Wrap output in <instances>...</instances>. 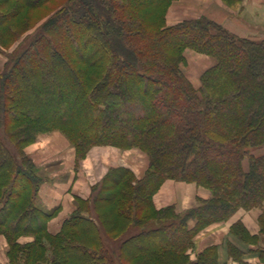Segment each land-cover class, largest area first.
I'll list each match as a JSON object with an SVG mask.
<instances>
[{
  "label": "trees",
  "instance_id": "trees-1",
  "mask_svg": "<svg viewBox=\"0 0 264 264\" xmlns=\"http://www.w3.org/2000/svg\"><path fill=\"white\" fill-rule=\"evenodd\" d=\"M172 1L0 0V54L9 51L0 70L8 264H224L216 246L191 259L195 235L264 203V153L252 152L264 146V38L206 17L167 25ZM243 1L222 0L232 9ZM186 49L213 61L198 87L181 69ZM51 131L74 147L75 168L98 145L137 148L147 167L140 177L109 167L51 233L57 209L39 202L45 177L25 152ZM167 179L210 196L183 212L156 208L153 195ZM230 231L253 239L240 221ZM228 252L241 254L230 243Z\"/></svg>",
  "mask_w": 264,
  "mask_h": 264
},
{
  "label": "crops",
  "instance_id": "crops-1",
  "mask_svg": "<svg viewBox=\"0 0 264 264\" xmlns=\"http://www.w3.org/2000/svg\"><path fill=\"white\" fill-rule=\"evenodd\" d=\"M189 1H193L194 4L191 6ZM202 15L220 23L237 36L257 38L253 35H259L260 32L264 35V0H244L239 10L225 6L221 0H177L167 11L166 23L171 25L183 19ZM198 58L203 60L198 67H206L211 63L206 55H200ZM190 80L196 85L195 81ZM59 134L61 133L57 131L40 134L37 142L25 148L26 152L33 147L39 149V155L37 152V157H31L39 168L43 163H50L51 167H54L45 173L46 177L37 192V198L45 209H57L56 214L47 223V229L51 233H56L60 229L63 220L75 208L74 196L88 198L91 185L98 182L109 167H128L137 177L139 176L133 161L122 162L121 158L120 162L114 161L119 157V151L111 146L92 147L75 168L74 148L68 141L64 143ZM57 142L62 145H57ZM146 167L147 162L141 175ZM209 196V190L204 187L167 179L153 196V203L157 208L172 205L177 212H183L197 203L196 198L206 199ZM236 221L244 225L253 239L244 241L231 233L230 226ZM193 224L194 220L188 221L189 226ZM29 240L31 237L28 236L20 238L21 242ZM228 243L241 250L239 257H231ZM208 246L217 247V259L220 263L264 264V203L247 210L239 208L227 220L214 222L197 232L190 257L194 259L196 253ZM6 249L5 237L0 235V264H8Z\"/></svg>",
  "mask_w": 264,
  "mask_h": 264
},
{
  "label": "rangeland",
  "instance_id": "rangeland-1",
  "mask_svg": "<svg viewBox=\"0 0 264 264\" xmlns=\"http://www.w3.org/2000/svg\"><path fill=\"white\" fill-rule=\"evenodd\" d=\"M175 1H177V0H173L172 2H171V4L173 3V2H175ZM222 1V0H221ZM189 3L191 4V6H192V4H194L193 3V1H189ZM223 3V2H222ZM171 4L169 5V7L171 6ZM200 4H202V3H200ZM224 4V3H223ZM225 5V4H224ZM225 6H227V5H225ZM169 7H168V9H169ZM228 7V6H227ZM241 8V7H240ZM239 8V9H240ZM168 9H167V11H168ZM239 9H236V10H239ZM47 11V9L46 10H44V12L42 11H38V12H40V15H43L45 12ZM166 14H167V12H166ZM166 14H165V20H166ZM199 17H206V16H204V15H202V16H199ZM199 17H197V18H199ZM206 18H208V17H206ZM192 19V18H191ZM208 19H210V18H208ZM183 20H186V19H183ZM182 21V20H181ZM167 24V23H166ZM175 24V23H174ZM168 25V24H167ZM172 25V24H171ZM34 28L35 27H33V28H31L29 31H28V33H31V32H33L34 31ZM259 34V33H258ZM253 36H256L257 38H264V35L262 34V32H260V34L259 35H257V34H255V35H253ZM17 43V42H16ZM16 43H15V45H16ZM14 45V46H15ZM14 46L12 47V48H14ZM11 48V49H12ZM7 52H9V51H5L3 54H0V70H2V68L4 67V63H5V61H6V53ZM200 55H205V54H202V53H198V52H196V51H194V50H192V49H186L185 51H184V57H185V62H184V64H181V69L183 70V72H184V74L188 77V79L190 80V79H192L193 81H195V84L196 85H194L195 87H198L199 85H200V75H201V73L205 70V69H207L208 67H210L211 65H212V63H213V61H212V59L209 57V59L211 60V63H209V65L208 66H206V67H198L197 65H199L201 62H203V60L202 59H200V58H198V57H200ZM207 56V55H206ZM191 81V80H190ZM193 84V83H192ZM51 132H53V131H51ZM57 132H59V131H57ZM47 133H49V132H47ZM60 133V132H59ZM41 134H45V133H41ZM40 135V134H39ZM38 135V136H39ZM59 135H61V137L64 139H62V138H60L61 140H63L64 141V143H66L68 140L66 139V137L63 135V134H59ZM38 136H37V138H38ZM37 138H36V140L34 141V142H32V143H30V144H28L27 146H29V145H31V144H33V143H35V142H37ZM66 141V142H65ZM68 143H69V141H68ZM70 144V143H69ZM57 145H62L60 142H57ZM71 145V144H70ZM26 146V147H27ZM72 146V145H71ZM98 146H108V145H98ZM25 147V148H26ZM73 147V146H72ZM94 147V146H93ZM111 147H113V146H111ZM64 149H65V147H63ZM62 148V149H63ZM74 148V147H73ZM115 148H117V147H115ZM91 149V148H90ZM89 149V150H90ZM118 149V151H119V154H118V156L119 157H117L116 158V160H114V161H116V162H120V158H121V160H122V162H127V161H133V163H134V166H135V168H136V172H137V174L139 175L138 177H140L141 176V173H142V171H143V168L145 167V164H146V162L148 163V160H147V156L145 155V153L143 152V151H141V150H139V149H135V150H129V151H127L128 149H120V148H117ZM130 149H132V148H130ZM75 151V150H74ZM25 152H26V150H25ZM37 152H38V155H39V149L37 150V148H35V147H33V148H31V150H29V152H26L27 153V155L31 158H35V157H37ZM252 152H254V154H261V153H264V146H262V147H260V148H256V149H253V151ZM88 153V152H87ZM87 155V154H86ZM110 156H111V154H110ZM86 157V156H85ZM31 158V159H32ZM84 159V158H83ZM82 159V160H83ZM81 161V160H80ZM79 161V162H80ZM113 161V162H114ZM245 165H246V163H245ZM52 165L50 164V163H43V164H41V168H40V170H41V173H42V175L44 176V177H46L45 176V173L49 170V169H54V167H51ZM101 168V167H100ZM136 176V175H135ZM137 177V176H136ZM94 179V178H93ZM97 183V182H96ZM95 184V183H94ZM155 195V194H154ZM153 195V196H154ZM196 200H197V198H196ZM197 204V203H196ZM195 204V205H196ZM155 206V205H154ZM168 206V205H167ZM192 206H194V205H192ZM157 208V207H156ZM174 209H175V207H174ZM187 210V209H186ZM175 211H176V209H175ZM212 224V223H211ZM210 225V224H209ZM207 227V226H206ZM205 228V227H204ZM203 228V229H204ZM202 230V229H201ZM191 251H193V248L189 251V254L191 253ZM6 254V253H5ZM191 258V257H190ZM192 259V258H191ZM8 260V259H7Z\"/></svg>",
  "mask_w": 264,
  "mask_h": 264
}]
</instances>
